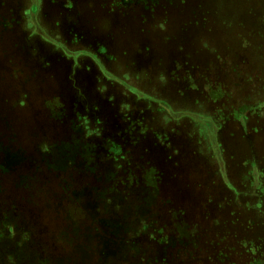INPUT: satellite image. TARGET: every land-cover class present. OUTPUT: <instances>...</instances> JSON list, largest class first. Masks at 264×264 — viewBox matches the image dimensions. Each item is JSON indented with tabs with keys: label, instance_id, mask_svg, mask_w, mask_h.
<instances>
[{
	"label": "rangeland",
	"instance_id": "1",
	"mask_svg": "<svg viewBox=\"0 0 264 264\" xmlns=\"http://www.w3.org/2000/svg\"><path fill=\"white\" fill-rule=\"evenodd\" d=\"M0 264H264V0H0Z\"/></svg>",
	"mask_w": 264,
	"mask_h": 264
}]
</instances>
